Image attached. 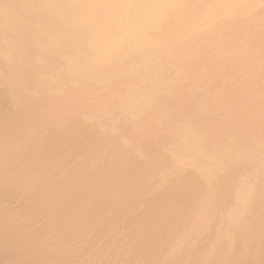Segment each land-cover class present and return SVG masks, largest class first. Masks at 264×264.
<instances>
[{
	"label": "bare ground",
	"instance_id": "bare-ground-1",
	"mask_svg": "<svg viewBox=\"0 0 264 264\" xmlns=\"http://www.w3.org/2000/svg\"><path fill=\"white\" fill-rule=\"evenodd\" d=\"M0 264H264V0H0Z\"/></svg>",
	"mask_w": 264,
	"mask_h": 264
}]
</instances>
